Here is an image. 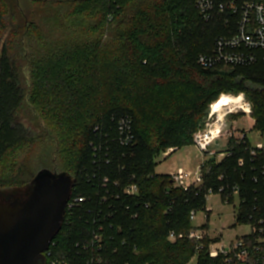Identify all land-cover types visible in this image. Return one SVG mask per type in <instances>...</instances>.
<instances>
[{
  "label": "trees",
  "instance_id": "obj_1",
  "mask_svg": "<svg viewBox=\"0 0 264 264\" xmlns=\"http://www.w3.org/2000/svg\"><path fill=\"white\" fill-rule=\"evenodd\" d=\"M37 1L57 8L59 24L30 62V97L46 132L35 138L20 122L21 68L0 42V187L24 185L42 168L75 176L70 199L85 200L66 208L46 264H264V154L253 157L248 141L229 139L230 155L207 158L203 183L188 190L154 171L155 156L193 145L222 94L243 93L253 129L264 133V64L201 67L199 55L212 52L223 27L202 18L197 0ZM2 20L0 12V41ZM123 119L128 144L120 140ZM132 184L138 191L128 195ZM210 191L226 203L237 198L236 224L257 228L236 239L246 261L212 257L218 238L189 237L209 229L193 227L191 212L206 210Z\"/></svg>",
  "mask_w": 264,
  "mask_h": 264
},
{
  "label": "built area",
  "instance_id": "obj_2",
  "mask_svg": "<svg viewBox=\"0 0 264 264\" xmlns=\"http://www.w3.org/2000/svg\"><path fill=\"white\" fill-rule=\"evenodd\" d=\"M196 7L205 21L220 19L223 27V33L219 35L214 43V48L210 53L199 55L198 64L203 68L213 67H237L253 65L256 63L264 64V0H197ZM224 96L222 94L219 99ZM240 98V103L235 105H224L221 109L215 110L213 102L210 105L204 124L193 135V144L203 153L199 171L186 172L183 169L170 174L176 186L188 190L192 186H198L203 183L202 169L207 158L216 157L218 160L229 156L230 152L225 149L221 151H211L210 145L217 143L221 138L225 139L226 144L229 139H233L236 144L250 143L249 151L253 157L258 153L264 154V141L252 144L248 139L246 130H240L236 121L230 120L231 115H244L249 120V129H253L255 120L252 117V104L246 99L243 93L239 95H230ZM218 99V100H219ZM231 127L227 129L228 123ZM120 140L123 144H128L133 140V134L129 122L125 119L120 121L119 126ZM174 148H169L164 153L170 154ZM244 159L238 160V165L243 166ZM264 176V165L262 166ZM108 179H104V183ZM138 191L136 185L132 184L125 188V193L135 195ZM239 189L234 188V193L238 194ZM212 194V191L209 192ZM85 200L84 196H77L69 200L67 207L71 208L77 203ZM195 212H191V219H194ZM250 226V225H249ZM250 233H255L257 228L250 226ZM182 236V235H180ZM204 236L201 230H192L190 238L201 240ZM96 240L99 236L96 234ZM170 239H175L174 233H171ZM210 249V255L217 257L220 254H233V258L239 261H246L249 251L243 246L242 241L235 240L230 243L229 248L224 244H214ZM50 252H44L46 258ZM93 261V260H91ZM97 264H102L98 259ZM56 261L52 260L51 264Z\"/></svg>",
  "mask_w": 264,
  "mask_h": 264
},
{
  "label": "rangeland",
  "instance_id": "obj_3",
  "mask_svg": "<svg viewBox=\"0 0 264 264\" xmlns=\"http://www.w3.org/2000/svg\"><path fill=\"white\" fill-rule=\"evenodd\" d=\"M0 12L3 14V34L1 46L6 45L17 59L21 68V86L25 91V100L19 110V120L24 128L33 136L39 138L45 134V121L38 109L32 103L30 93L33 88L31 58L45 53L47 44L43 41L44 35L55 33L57 24V8L51 3L37 0H0ZM241 94V93H239ZM227 94V95H239ZM237 127L246 130L252 144L264 141V133L258 129H249V120L240 114L237 117ZM228 123V122H227ZM231 127L228 123L227 129ZM226 141L221 138L217 143L210 145L211 151L225 149ZM23 146V144H22ZM203 153L193 144L184 146L170 155L161 152L155 156L154 171L156 174H172L179 169L186 172L199 171ZM23 163V156L20 158ZM6 157L2 166L6 165ZM239 205L236 198L233 203H226L219 193L210 194L207 199L206 210L197 211L192 220L193 227L208 224V231L204 234L212 239L218 238V243L229 248L237 237L250 234L249 225L236 224L235 213ZM209 215V217H207ZM215 243L210 245L212 249ZM197 256L192 262H196Z\"/></svg>",
  "mask_w": 264,
  "mask_h": 264
},
{
  "label": "water",
  "instance_id": "obj_4",
  "mask_svg": "<svg viewBox=\"0 0 264 264\" xmlns=\"http://www.w3.org/2000/svg\"><path fill=\"white\" fill-rule=\"evenodd\" d=\"M75 182L67 171L42 168L24 185L0 187V264H46Z\"/></svg>",
  "mask_w": 264,
  "mask_h": 264
},
{
  "label": "bare ground",
  "instance_id": "obj_5",
  "mask_svg": "<svg viewBox=\"0 0 264 264\" xmlns=\"http://www.w3.org/2000/svg\"><path fill=\"white\" fill-rule=\"evenodd\" d=\"M240 98H236L227 94H224V96L217 100L214 104H213V108L215 110H219L221 109L224 105H235L240 103Z\"/></svg>",
  "mask_w": 264,
  "mask_h": 264
},
{
  "label": "crops",
  "instance_id": "obj_6",
  "mask_svg": "<svg viewBox=\"0 0 264 264\" xmlns=\"http://www.w3.org/2000/svg\"><path fill=\"white\" fill-rule=\"evenodd\" d=\"M209 235V234H208Z\"/></svg>",
  "mask_w": 264,
  "mask_h": 264
}]
</instances>
